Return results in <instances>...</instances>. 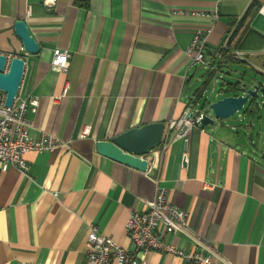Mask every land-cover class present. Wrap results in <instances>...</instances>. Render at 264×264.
I'll use <instances>...</instances> for the list:
<instances>
[{
    "label": "crops",
    "instance_id": "1",
    "mask_svg": "<svg viewBox=\"0 0 264 264\" xmlns=\"http://www.w3.org/2000/svg\"><path fill=\"white\" fill-rule=\"evenodd\" d=\"M263 4L56 0L47 6L43 0H0V53L24 59L20 93L38 98L36 111L27 114L30 134L46 132L62 142L26 153V175L16 168L0 173V264H87L90 224L131 249L125 222L130 210L142 211L143 200L153 198L155 178L170 202L189 213L194 240L210 250L212 262L264 264V139L254 142L264 123L259 106L237 112L238 123L214 119L192 128L186 143L173 141L168 131L169 120L197 102L190 90L197 64L184 54L196 28L212 27L209 60L204 57L209 76L223 83L229 61L259 72L262 79L250 83L264 82ZM187 10L216 11L218 18L179 14ZM16 20L26 23L36 53L24 51ZM225 34L227 51L213 55ZM54 48L70 52L65 73L50 68ZM196 110L212 118L210 111ZM152 122H163L164 133L160 146L144 156L145 171L96 152L97 140ZM166 240L185 252L200 248L184 236ZM145 257L149 264H185L158 251Z\"/></svg>",
    "mask_w": 264,
    "mask_h": 264
},
{
    "label": "built area",
    "instance_id": "2",
    "mask_svg": "<svg viewBox=\"0 0 264 264\" xmlns=\"http://www.w3.org/2000/svg\"><path fill=\"white\" fill-rule=\"evenodd\" d=\"M56 0H43L47 6H51ZM258 13L264 16V4L258 9ZM190 18H207L212 22L218 16L216 11L205 12L202 10H187L179 12ZM212 27L196 28L184 54L190 64H204L205 47ZM233 57L241 58L239 52H234ZM70 52L67 49L54 48L50 60V68L56 72L65 73L69 65ZM212 91V89H211ZM5 93L0 90V173L8 168H16L26 175L28 163L25 154L28 152L50 151L60 146L62 142L54 135L42 132L33 137L30 134L33 128L32 119L28 118V112L34 113L38 106L36 96H23L20 86L14 96L11 106L4 105ZM204 113L193 106L184 109L178 118L168 122V131L172 140L188 141V135L192 128L202 126L201 120ZM87 131H84V134ZM155 194L150 200H143L142 211L130 210L124 228L131 249H127L113 238L106 235L94 224L88 226V232L84 242V254L87 264H149L146 254L158 251L170 254L184 261L185 264H215L211 260V252L194 240L189 228V213L170 202L168 192L155 178ZM184 236L200 245L198 250L185 252L175 244L166 240V236ZM225 264H230L225 261Z\"/></svg>",
    "mask_w": 264,
    "mask_h": 264
},
{
    "label": "water",
    "instance_id": "3",
    "mask_svg": "<svg viewBox=\"0 0 264 264\" xmlns=\"http://www.w3.org/2000/svg\"><path fill=\"white\" fill-rule=\"evenodd\" d=\"M16 35L21 39L23 49L27 53H36L39 46L30 35L29 29L23 20L14 23ZM227 35H223L215 48L213 55L219 52ZM24 71V59L20 56L9 58L0 53V90L5 93L4 105L11 106L14 96L20 86ZM236 95L224 96L209 103L208 110L212 118L204 114L202 126L212 125L214 119L223 120L241 111L247 103L249 107L259 106L258 99L264 100V82L254 79L253 83L240 82ZM260 129V125H258ZM164 133L163 122H152L140 127L129 128L107 140L95 142L96 152L119 163L128 165L140 171L147 169V160L144 158L153 149L160 146Z\"/></svg>",
    "mask_w": 264,
    "mask_h": 264
},
{
    "label": "rangeland",
    "instance_id": "4",
    "mask_svg": "<svg viewBox=\"0 0 264 264\" xmlns=\"http://www.w3.org/2000/svg\"><path fill=\"white\" fill-rule=\"evenodd\" d=\"M206 56V60L208 59V55ZM205 61V60H204ZM224 68L222 67L223 71H227L226 74L224 75V79L235 83L237 81L243 80L245 83H250V80L252 78H259L262 79V76L259 74V72L250 69L248 67H244L240 63H231V62H226V64H223ZM208 66V64H197L195 67V83L190 84V90L193 93L196 90L195 95L197 96V102L195 101L191 103L194 109L197 108H204V111L207 112L208 110V103L213 102V100L217 99V97L222 96L224 92L221 89V80L217 78V76H209L211 71L208 73V68H205ZM207 82V83H206ZM206 83V84H205ZM212 89V91H211ZM260 105L258 107L259 113L262 115L264 119V100L258 99L257 100ZM249 108V103L245 105V107L239 111L240 113L245 112ZM237 113L234 115L223 119V120H229L235 123L237 122ZM260 133V138H256V135ZM264 139V123H263V129L258 132V129L255 132V137H254V142L258 145L260 140Z\"/></svg>",
    "mask_w": 264,
    "mask_h": 264
},
{
    "label": "trees",
    "instance_id": "5",
    "mask_svg": "<svg viewBox=\"0 0 264 264\" xmlns=\"http://www.w3.org/2000/svg\"><path fill=\"white\" fill-rule=\"evenodd\" d=\"M226 51L227 50L224 48L221 49V53H224ZM239 85H240L239 81L232 83L228 80H224V82L221 84V89L224 92V94L236 95V93L238 92L237 89H238Z\"/></svg>",
    "mask_w": 264,
    "mask_h": 264
}]
</instances>
